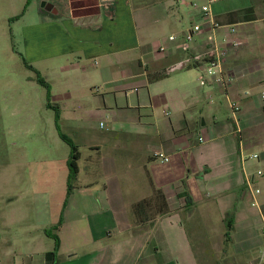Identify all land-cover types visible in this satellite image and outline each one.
<instances>
[{
    "label": "crops",
    "instance_id": "0c3cea01",
    "mask_svg": "<svg viewBox=\"0 0 264 264\" xmlns=\"http://www.w3.org/2000/svg\"><path fill=\"white\" fill-rule=\"evenodd\" d=\"M0 1L10 20H21L26 3L38 7V17L22 30L26 55L34 49L35 55L28 63L20 56L48 83L60 131L80 154L69 189L70 151L63 150L54 115L60 153L47 157L41 148L32 169L27 155L5 165L15 178L0 194V264H257L264 245V178L256 179L261 193L253 198L244 168L264 170V89L258 92L264 87V0L212 5L213 20L236 27L241 41L224 58L235 76L229 92L240 107L235 117L216 82L200 86L198 69L205 64L168 72L206 54L208 24L189 4L207 0H176L190 23L164 0L137 10L131 0ZM157 13L170 30L165 42L139 34L136 14L145 23ZM195 24L204 29L186 52L181 38L168 40ZM159 44L166 54L156 52ZM161 74L150 82L149 76ZM96 114L108 121L101 136L93 127ZM156 150L169 162L154 159ZM242 150L258 153L259 160L242 165Z\"/></svg>",
    "mask_w": 264,
    "mask_h": 264
},
{
    "label": "rangeland",
    "instance_id": "374dc122",
    "mask_svg": "<svg viewBox=\"0 0 264 264\" xmlns=\"http://www.w3.org/2000/svg\"><path fill=\"white\" fill-rule=\"evenodd\" d=\"M92 1L88 0V2L84 3L91 4ZM156 1L159 0H131V3L137 10L136 5L149 4ZM168 2L171 3L172 13L178 19L183 15L185 22L190 23L191 20L187 16L186 7L178 4L176 0H164L165 4ZM25 10L28 11L23 15ZM37 10V6H30L26 3L20 11V14L23 13L20 17L21 20H10V16H13L10 15L12 14L11 11L5 7L3 1H0V112L2 119L0 125V194L4 193L5 185L11 181L14 182L15 178V171L6 172L4 170L5 165L9 163L8 161L14 162L20 160L21 155H27V161L30 164L27 162L26 166L32 169V167L37 165L35 163V155L41 151V148L45 151L47 157L50 156V151L56 152L57 155L60 153L59 150H56L58 147L54 143L52 136L54 134L57 135V132L54 126V109L51 110L48 107L51 99L48 98L47 89L37 82L38 74L32 68L27 67L23 61L24 59L28 63V59L32 58V52L35 55V49L32 52L27 49L26 55L25 38L22 30L25 23L31 24L35 20L34 18L38 17ZM136 17L141 38L146 37L150 41L165 42L162 38L168 36L170 30L169 27L164 25L163 14L149 15L151 18L147 17V22L145 23L140 20L139 14H136ZM155 20H160L161 23L155 24ZM127 24L128 22L124 23V26L126 25L123 30L125 37L130 35V29ZM30 31V34L32 33L35 38V31ZM20 54L23 59H21ZM225 68L228 71L231 70L228 67ZM47 79L53 88L57 87V81L51 77ZM263 89V86L260 87L258 92ZM94 117L92 119L93 127L96 130V135L101 136L108 127V121L105 116L99 114ZM100 123H102V126H99ZM13 143H16V145L14 146ZM62 145L63 150L70 151V146L66 142H62ZM10 150L11 152H8ZM61 154L63 157L62 152ZM48 165L45 164L46 167ZM1 207L2 209L4 208V203L1 204Z\"/></svg>",
    "mask_w": 264,
    "mask_h": 264
},
{
    "label": "built area",
    "instance_id": "2783aa9c",
    "mask_svg": "<svg viewBox=\"0 0 264 264\" xmlns=\"http://www.w3.org/2000/svg\"><path fill=\"white\" fill-rule=\"evenodd\" d=\"M222 0H207L205 4H199L197 2H192L189 6L196 11H199L202 18L208 24L210 36H209V47L205 55L194 56L186 59L183 63L169 69L168 72H173L178 68H183L186 66H191L196 69L200 67L201 64H205V70L201 71L198 69V81L200 86H206L208 81L211 79L216 82L222 90V95L228 102V106L232 115L235 117L240 111L238 104L229 97L230 87L235 81V76L231 70H227L224 66V58L232 53L237 51L241 46V41L238 36V31L234 26H221L217 24L212 18V5ZM220 28H224V34L219 36L217 31ZM203 25L195 24L189 30L184 32L181 36L172 34L168 37V40L171 42H176L180 38V50L186 52L188 50V44L194 39V37L203 31ZM156 52L159 55L166 54L167 49L164 45L159 44L156 48ZM261 98L264 100V91L261 93ZM237 133L239 129L237 126ZM202 141V138H200ZM154 159L167 163L169 162L168 156L161 150H156L153 152ZM240 161L242 165H245L249 160H259L258 153L246 154L244 151H240ZM245 181L247 190L250 192L253 198H256L260 193V188L256 185L257 178H264V170L258 169L253 173L246 171ZM256 205V204H254ZM262 234L264 235V226L261 229ZM257 264H264V245L260 250V255Z\"/></svg>",
    "mask_w": 264,
    "mask_h": 264
},
{
    "label": "trees",
    "instance_id": "16d2710c",
    "mask_svg": "<svg viewBox=\"0 0 264 264\" xmlns=\"http://www.w3.org/2000/svg\"><path fill=\"white\" fill-rule=\"evenodd\" d=\"M31 0H28V2ZM29 68H32L31 66H29ZM38 77H37V82L41 85H43L46 89H47V94H48V98H49V85L48 83L40 76L39 73ZM165 75L161 74L157 77H152L149 76V80L150 82L153 81H157L160 80L162 78H164ZM48 107L53 108L55 111V123H56V127L57 130L59 131L60 137L70 146V157L68 160V168H69V175H68V188H71L72 182L75 180L76 175L78 173V167H77V161L79 159V152H78V147L69 139L67 138L63 133H61L60 131V126H59V119H60V111L59 108L52 105L51 103H48ZM232 228V223L227 221V225H226V239L229 237L230 231ZM59 247V243L58 240H56V245H55V249H57Z\"/></svg>",
    "mask_w": 264,
    "mask_h": 264
},
{
    "label": "water",
    "instance_id": "95a60500",
    "mask_svg": "<svg viewBox=\"0 0 264 264\" xmlns=\"http://www.w3.org/2000/svg\"><path fill=\"white\" fill-rule=\"evenodd\" d=\"M45 9H46L47 11H51V10H52V6L47 4V5L45 6Z\"/></svg>",
    "mask_w": 264,
    "mask_h": 264
}]
</instances>
